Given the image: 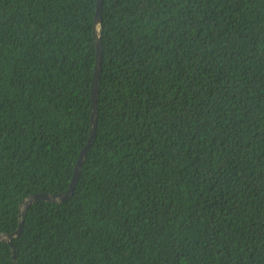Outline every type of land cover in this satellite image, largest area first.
Returning <instances> with one entry per match:
<instances>
[{
	"label": "trees",
	"instance_id": "1",
	"mask_svg": "<svg viewBox=\"0 0 264 264\" xmlns=\"http://www.w3.org/2000/svg\"><path fill=\"white\" fill-rule=\"evenodd\" d=\"M0 0V264H264V0ZM88 143V145H87Z\"/></svg>",
	"mask_w": 264,
	"mask_h": 264
},
{
	"label": "water",
	"instance_id": "2",
	"mask_svg": "<svg viewBox=\"0 0 264 264\" xmlns=\"http://www.w3.org/2000/svg\"><path fill=\"white\" fill-rule=\"evenodd\" d=\"M101 8H102V0H97L96 10L94 16V27H93V37L95 41V49H96V60H95V68L93 79L91 83L90 90V99H91V115H90V129H89V142L94 138L96 132V123H97V105H96V96H97V87L99 83L100 77V59H101V32L98 31V25L101 23ZM88 145V143H87ZM85 156L84 150L81 151L79 159L74 167L73 176L71 182L69 184V188L59 194H35L31 195L25 202V208L21 210L19 213V226L18 228L11 233L0 235V241H6L12 247V240L19 236L22 229V219L24 217V213L29 204L36 199H43L49 202L63 201L67 197H69L74 190V186L77 183L78 173L81 167V161ZM12 257L14 258V252L12 247Z\"/></svg>",
	"mask_w": 264,
	"mask_h": 264
},
{
	"label": "clouds",
	"instance_id": "3",
	"mask_svg": "<svg viewBox=\"0 0 264 264\" xmlns=\"http://www.w3.org/2000/svg\"><path fill=\"white\" fill-rule=\"evenodd\" d=\"M5 234V233H4ZM1 235H3V234H1Z\"/></svg>",
	"mask_w": 264,
	"mask_h": 264
}]
</instances>
